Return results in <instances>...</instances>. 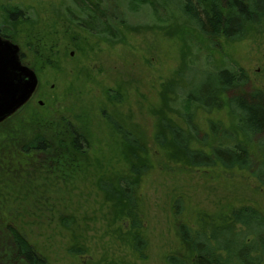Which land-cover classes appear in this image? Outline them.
<instances>
[{"label":"rangeland","instance_id":"374dc122","mask_svg":"<svg viewBox=\"0 0 264 264\" xmlns=\"http://www.w3.org/2000/svg\"><path fill=\"white\" fill-rule=\"evenodd\" d=\"M92 2L109 17L117 38L83 28L78 20L83 23L85 15L72 0H0V29L11 31L24 63L39 79L30 107H45V112L39 111L50 119L86 121L91 134L86 179L57 182L50 170L51 179L45 180L47 166H40L44 156L33 166H19L25 172L23 180L33 184L28 183L33 196L43 193L35 207L40 212L29 208L35 218L29 219L33 227H25V235L48 264H170V257L191 264L178 224L204 231L244 205L264 214V191L247 173L218 166L195 169L183 156L170 155L156 144L159 124L166 119L189 132L184 115L192 114L198 131L191 145L194 150L209 152L213 146L243 142L238 122L226 108L205 110L188 102L184 93L188 83L190 91L209 73L224 68L243 69L249 77L245 90L264 92V28L253 29L240 42H212L201 38L172 5ZM9 11L21 14L12 22ZM72 15L78 20L73 21ZM37 52H42L40 58L35 57ZM109 117L141 135L151 155L152 167L139 186L142 234L147 241L144 259L132 249L129 225L98 187L102 178L127 168L118 153L122 139ZM211 123L233 133L236 140L210 138L204 144ZM254 141L264 143V135ZM250 151L260 155L255 143Z\"/></svg>","mask_w":264,"mask_h":264},{"label":"trees","instance_id":"16d2710c","mask_svg":"<svg viewBox=\"0 0 264 264\" xmlns=\"http://www.w3.org/2000/svg\"><path fill=\"white\" fill-rule=\"evenodd\" d=\"M72 2L85 15L83 23L74 15L71 16L73 21H80L83 28L101 37H118L112 24H109V17L101 12L98 4L92 0ZM158 3L174 6L195 26L201 38L212 42L221 39L240 42L253 29L264 28V0H142V4L151 7ZM20 14L9 11V19L14 22ZM104 17L106 20L103 22ZM0 35L15 42L10 30L0 29ZM40 53L37 52L35 57L40 58ZM21 60L24 63L22 55ZM43 61L47 66L52 65L45 59ZM186 70L182 71L180 78ZM248 83V74L243 69H216L190 91L192 83H188L184 93L188 102L205 110L226 108L230 117L238 122L237 130L243 142H236L233 147L213 146L209 152L192 149L198 131L193 122L194 116L187 113L184 116L189 132L163 119L159 124L156 144L163 150L167 149L172 156H183L186 163L195 169L218 166L227 171L247 173L264 191V143L254 141L261 140L264 135V92L260 89L246 91ZM172 90L177 93L176 85H172ZM39 110L45 112V107L38 109L27 103L0 124V264H48L25 235V227H33L29 219L35 218L31 217V212L29 214V208L35 214L40 212L35 207H39L43 193L40 194L38 186L36 191L40 195L33 196L32 187L28 184L32 182L23 180L25 172L20 171L19 166H33L44 156L40 166H47L43 167L46 168L43 169L45 174L48 173L45 180L50 181V170L52 179L57 182L75 181L76 177L86 179L91 152L88 123L65 117L50 119ZM109 121L122 139L118 153L127 168L122 174L102 178L98 187L123 216L121 220L125 219L129 225L132 249L144 259L147 241L142 234L144 225L139 186L152 167L151 155L141 135L116 123L111 117ZM210 129L211 134L202 139L204 144H208L210 138L236 140L233 133L220 130L215 123L210 124ZM252 143L257 146L258 157L250 151ZM32 197L37 199L34 204L30 202ZM178 234L191 256V264H264V214L255 207H235L222 223H214L204 231L179 223ZM168 261L170 264H184L175 257H170Z\"/></svg>","mask_w":264,"mask_h":264},{"label":"water","instance_id":"95a60500","mask_svg":"<svg viewBox=\"0 0 264 264\" xmlns=\"http://www.w3.org/2000/svg\"><path fill=\"white\" fill-rule=\"evenodd\" d=\"M38 86L36 72L21 60L20 47L0 35V124L29 103Z\"/></svg>","mask_w":264,"mask_h":264},{"label":"flooded vegetation","instance_id":"af4514ba","mask_svg":"<svg viewBox=\"0 0 264 264\" xmlns=\"http://www.w3.org/2000/svg\"><path fill=\"white\" fill-rule=\"evenodd\" d=\"M24 64V63H23ZM26 65V64H25ZM37 92V91H36ZM35 96H36V93L33 95V97L31 98V100L29 101V103L30 102H32L34 99H35Z\"/></svg>","mask_w":264,"mask_h":264}]
</instances>
